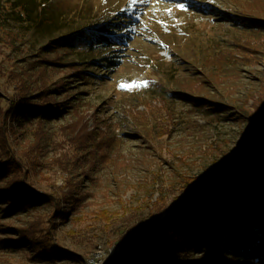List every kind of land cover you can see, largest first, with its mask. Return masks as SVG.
Returning a JSON list of instances; mask_svg holds the SVG:
<instances>
[{
	"label": "rangeland",
	"instance_id": "obj_1",
	"mask_svg": "<svg viewBox=\"0 0 264 264\" xmlns=\"http://www.w3.org/2000/svg\"><path fill=\"white\" fill-rule=\"evenodd\" d=\"M116 23L125 46H54ZM29 104L61 112L15 115ZM262 109L264 0H0V196L24 181L39 195L18 210L0 199V264L121 255L236 168Z\"/></svg>",
	"mask_w": 264,
	"mask_h": 264
},
{
	"label": "trees",
	"instance_id": "obj_2",
	"mask_svg": "<svg viewBox=\"0 0 264 264\" xmlns=\"http://www.w3.org/2000/svg\"><path fill=\"white\" fill-rule=\"evenodd\" d=\"M17 3L15 5L22 6ZM226 17L233 18L229 15ZM109 25L68 34L55 40L54 46L67 47L79 54L99 47L114 49L125 46L124 35L110 32L117 30L122 24ZM94 63L104 70H111L121 62L110 60L105 64ZM18 110L15 115L20 114L28 119L35 116L39 119H52L61 112L30 104ZM12 114L13 111L9 117ZM258 118L254 127L259 131L253 132L248 139L250 141L236 162V168L217 175L211 186H201L185 207L167 212L148 230L133 237L121 255L114 256L103 264H220L228 259L264 264V109ZM89 132L94 133L93 130ZM3 174L0 170V177ZM26 186L28 184L25 181L16 184L11 189V196H0V199L10 197L16 210L25 205H36L39 195L26 190ZM188 206L195 209L190 211ZM32 243L37 246L40 244L37 239H32ZM42 250L43 256L56 257L53 244ZM195 252L205 255L210 263L189 260Z\"/></svg>",
	"mask_w": 264,
	"mask_h": 264
},
{
	"label": "built area",
	"instance_id": "obj_3",
	"mask_svg": "<svg viewBox=\"0 0 264 264\" xmlns=\"http://www.w3.org/2000/svg\"><path fill=\"white\" fill-rule=\"evenodd\" d=\"M113 253V252H112ZM111 253V254H112ZM116 253H118L119 254V252L117 251ZM103 253H101L100 251L99 252H97L95 255H93L92 257H91V259L89 260V264H103L105 261H104V257H105V255H103ZM104 261V262H103Z\"/></svg>",
	"mask_w": 264,
	"mask_h": 264
},
{
	"label": "snow or ice",
	"instance_id": "obj_4",
	"mask_svg": "<svg viewBox=\"0 0 264 264\" xmlns=\"http://www.w3.org/2000/svg\"><path fill=\"white\" fill-rule=\"evenodd\" d=\"M177 7H182V5H177ZM132 86H135V85H131V86H127V87H132ZM121 87H126L125 85H121Z\"/></svg>",
	"mask_w": 264,
	"mask_h": 264
}]
</instances>
